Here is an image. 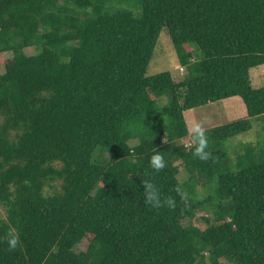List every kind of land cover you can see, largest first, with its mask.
<instances>
[{"label": "trees", "instance_id": "trees-1", "mask_svg": "<svg viewBox=\"0 0 264 264\" xmlns=\"http://www.w3.org/2000/svg\"><path fill=\"white\" fill-rule=\"evenodd\" d=\"M127 3L0 0V264H264V141L221 148L264 122V0ZM163 29L178 82L146 75ZM233 97L246 118L196 158L183 113ZM146 179L176 206L148 204Z\"/></svg>", "mask_w": 264, "mask_h": 264}, {"label": "rangeland", "instance_id": "rangeland-1", "mask_svg": "<svg viewBox=\"0 0 264 264\" xmlns=\"http://www.w3.org/2000/svg\"><path fill=\"white\" fill-rule=\"evenodd\" d=\"M127 6L133 12L139 10V0H128ZM194 53L197 54L196 48ZM27 54H33V48L26 49ZM11 56L10 52L0 55V73L4 71V60ZM180 65L170 41L169 35L166 29H163L158 37L152 57L148 63L146 75L151 76L161 72H169L175 82L181 81L188 76V68L183 67L182 72L179 70ZM250 76L253 78V83L256 85H264V65L250 70ZM163 98L158 99L160 108H163L166 104ZM185 123L190 129L191 124L200 123L205 130L220 126L231 121L246 118L245 106L239 97H233L221 100L216 103H210L208 105L198 107L195 109L187 110L183 113ZM253 128L240 135L232 138H228L221 144V148L227 154L226 156L231 159V162H235L236 156L241 152L243 145L262 143L264 141V122L258 123L253 120ZM185 145L189 144V139H182ZM183 175V170L179 169V176ZM4 216V211L0 207V217ZM79 248L83 249L84 245L80 244Z\"/></svg>", "mask_w": 264, "mask_h": 264}, {"label": "clouds", "instance_id": "clouds-1", "mask_svg": "<svg viewBox=\"0 0 264 264\" xmlns=\"http://www.w3.org/2000/svg\"><path fill=\"white\" fill-rule=\"evenodd\" d=\"M183 67L180 66V71L182 72ZM191 142L194 145L193 147V155L200 160H208L211 156V152L208 151V136L206 134V130L200 123H193L189 129ZM166 166V161L164 156L160 151H155L150 157V167L155 171H159ZM144 188V199L150 204L152 207L159 208L161 206L166 205L169 208H174L176 206V199L172 196L162 197V193L160 188L151 180H144L143 182ZM177 194L184 200L188 199V193L183 191L181 188H176ZM7 241V245L9 250L15 249L19 242V234L18 232H14L10 230L6 237H4Z\"/></svg>", "mask_w": 264, "mask_h": 264}]
</instances>
